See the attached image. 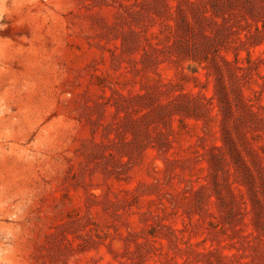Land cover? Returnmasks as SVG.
<instances>
[{
  "label": "rangeland",
  "instance_id": "1",
  "mask_svg": "<svg viewBox=\"0 0 264 264\" xmlns=\"http://www.w3.org/2000/svg\"><path fill=\"white\" fill-rule=\"evenodd\" d=\"M4 264H264V0H0Z\"/></svg>",
  "mask_w": 264,
  "mask_h": 264
},
{
  "label": "clouds",
  "instance_id": "2",
  "mask_svg": "<svg viewBox=\"0 0 264 264\" xmlns=\"http://www.w3.org/2000/svg\"><path fill=\"white\" fill-rule=\"evenodd\" d=\"M4 28H6V25L0 23V30H3ZM0 264H4V261L2 259H0Z\"/></svg>",
  "mask_w": 264,
  "mask_h": 264
}]
</instances>
